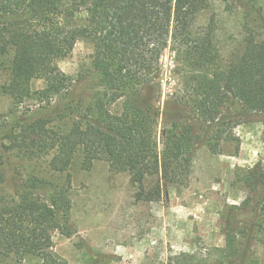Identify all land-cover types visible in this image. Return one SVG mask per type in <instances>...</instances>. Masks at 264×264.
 Segmentation results:
<instances>
[{
  "label": "trees",
  "instance_id": "trees-1",
  "mask_svg": "<svg viewBox=\"0 0 264 264\" xmlns=\"http://www.w3.org/2000/svg\"><path fill=\"white\" fill-rule=\"evenodd\" d=\"M232 1L246 19L256 15L257 29L245 25L246 55L223 64L217 22L202 23L212 0H0V71L6 61L9 70L1 92L18 105L33 98L59 102L46 117L2 131L0 186L8 153L51 156L48 170L67 174L64 186L29 176L15 198H0V263L34 256L61 264L53 234H75L69 171L77 158L88 171L103 161L111 172L128 173L136 200L157 202L167 186L188 185L201 147L217 154L225 144L238 145L234 129L241 120L264 117V0H224L228 8ZM82 40L94 47L101 87L89 98L77 91L83 80L58 65ZM168 48L176 53L183 91L162 110L157 71ZM39 80L45 87L34 91ZM259 180L253 173L247 184L257 191ZM243 231L250 234L252 225ZM240 242L228 232L223 252L231 261L203 264H245Z\"/></svg>",
  "mask_w": 264,
  "mask_h": 264
},
{
  "label": "rangeland",
  "instance_id": "rangeland-1",
  "mask_svg": "<svg viewBox=\"0 0 264 264\" xmlns=\"http://www.w3.org/2000/svg\"><path fill=\"white\" fill-rule=\"evenodd\" d=\"M224 0H212L202 18L207 24L217 22V41L221 63L227 64L247 53L248 33L245 25L257 29L252 14L246 19L244 10ZM94 47L79 41L74 50L58 62L67 75L83 80L77 88L89 98L101 91L99 75L93 66ZM0 71V142L7 125L46 117L58 101L39 102L36 98L18 105L1 92L9 70ZM161 85V108L176 95H182L181 75L177 71L176 53L168 48L157 71ZM34 91L45 87L43 80L33 83ZM53 118L55 115H52ZM159 128L162 148L163 124ZM68 123V127H69ZM239 144H225L222 152L213 154L207 147L196 153L187 186L169 185L165 197L157 202L137 201V188L128 173L111 172L109 165L96 161L88 171L81 158L73 163L70 225L71 237L53 234V251L61 264H203V260L230 262L223 252L226 235H237L239 246L246 254L245 264H264V117L247 116L235 127ZM1 168L5 181L0 198L11 200L19 192V182L38 176L55 185L64 186L67 174L59 175L47 168L48 158H22L14 153L4 155ZM255 173L259 188L247 184ZM249 179V180H247ZM252 225L250 234L243 233ZM255 225V226H253ZM249 235V237H247ZM245 236V237H244ZM0 264H42L39 257L22 262L10 258Z\"/></svg>",
  "mask_w": 264,
  "mask_h": 264
}]
</instances>
